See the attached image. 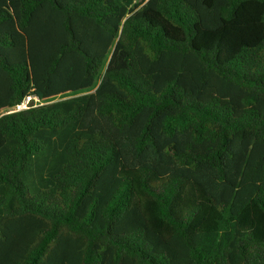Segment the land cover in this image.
Segmentation results:
<instances>
[{"label":"trees","instance_id":"1","mask_svg":"<svg viewBox=\"0 0 264 264\" xmlns=\"http://www.w3.org/2000/svg\"><path fill=\"white\" fill-rule=\"evenodd\" d=\"M0 264H264V0H0Z\"/></svg>","mask_w":264,"mask_h":264},{"label":"rangeland","instance_id":"2","mask_svg":"<svg viewBox=\"0 0 264 264\" xmlns=\"http://www.w3.org/2000/svg\"><path fill=\"white\" fill-rule=\"evenodd\" d=\"M27 99H28V101L24 104V106H25L26 108H27L28 104L31 103V102H33L34 104L38 103L37 99H33V98L31 99L30 97H28ZM27 99H26V100H27ZM26 100H25V101H26ZM26 108H21V110H24V109H26Z\"/></svg>","mask_w":264,"mask_h":264},{"label":"built area","instance_id":"3","mask_svg":"<svg viewBox=\"0 0 264 264\" xmlns=\"http://www.w3.org/2000/svg\"><path fill=\"white\" fill-rule=\"evenodd\" d=\"M26 99H27V98H26ZM26 99H25V100H26ZM27 101H28V99H27L26 101H23V103H21V105H19V106L16 107V110L19 111V110H21V108H26V107L24 106V104H25Z\"/></svg>","mask_w":264,"mask_h":264}]
</instances>
